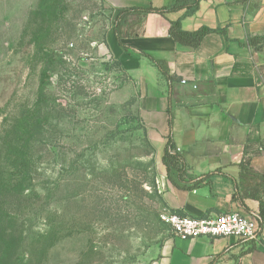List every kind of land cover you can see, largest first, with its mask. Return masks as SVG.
I'll return each instance as SVG.
<instances>
[{
	"label": "rangeland",
	"instance_id": "obj_1",
	"mask_svg": "<svg viewBox=\"0 0 264 264\" xmlns=\"http://www.w3.org/2000/svg\"><path fill=\"white\" fill-rule=\"evenodd\" d=\"M113 20L102 0H0V264H151L174 234Z\"/></svg>",
	"mask_w": 264,
	"mask_h": 264
},
{
	"label": "crops",
	"instance_id": "obj_2",
	"mask_svg": "<svg viewBox=\"0 0 264 264\" xmlns=\"http://www.w3.org/2000/svg\"><path fill=\"white\" fill-rule=\"evenodd\" d=\"M102 1L114 24L127 10L192 3ZM178 21L187 32H212L196 48L184 46L169 33ZM118 34L121 43L114 26L107 33V51L139 92L169 212L193 218L238 213L258 225L250 240L173 234L151 264H264V0H202L193 13L185 7L126 15ZM170 135L180 160L168 170L163 157Z\"/></svg>",
	"mask_w": 264,
	"mask_h": 264
},
{
	"label": "built area",
	"instance_id": "obj_3",
	"mask_svg": "<svg viewBox=\"0 0 264 264\" xmlns=\"http://www.w3.org/2000/svg\"><path fill=\"white\" fill-rule=\"evenodd\" d=\"M162 220L172 227L177 238L183 240L200 237H235L250 240L256 238L258 233L257 222L238 213L206 218L164 213Z\"/></svg>",
	"mask_w": 264,
	"mask_h": 264
},
{
	"label": "trees",
	"instance_id": "obj_4",
	"mask_svg": "<svg viewBox=\"0 0 264 264\" xmlns=\"http://www.w3.org/2000/svg\"><path fill=\"white\" fill-rule=\"evenodd\" d=\"M201 1L202 0H192L191 4H183V5H180L179 3H181L182 1L181 2L179 1V3L175 4L172 7L162 8V9H131V10H127V11L119 14V16L117 17L116 22L114 24V28H115L117 39L120 42V35L118 34V22H119L120 18L123 17V16L134 15V14L135 15L136 14H149V13H157V14L165 15V14L170 13V12L179 11L180 9H183L185 7L190 11V13H193L194 11H196L199 8V4H200ZM211 32L212 31L209 30V29H201V30L196 31V32L184 31L182 29L180 21H178V22H175V23L172 24V27H171L169 33H170V36L177 43L182 44L184 46H189V47L196 48L197 46H199V44L201 43L203 38L207 34H209ZM262 39H264V37ZM257 40L258 39H253V40H251V43L255 42ZM152 61L159 68V70L162 73V75L169 82H172L173 78L163 69L161 64L157 63L153 59H152ZM48 79H49L48 74L47 73H43L42 79H41V86L42 87L45 85V83H46V81ZM42 93L43 92H41V99L44 97ZM175 150H176V145H175L173 136L170 135L168 137V142H167V145H166V148H165V155L163 157V163H164L165 166H167L168 170H170V168H171L173 163H175V162L180 160V156L175 152ZM173 214L179 215L178 213H173ZM182 216H184V215H182Z\"/></svg>",
	"mask_w": 264,
	"mask_h": 264
}]
</instances>
